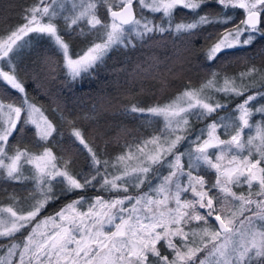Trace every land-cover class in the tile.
Listing matches in <instances>:
<instances>
[{"label": "snow or ice", "instance_id": "obj_1", "mask_svg": "<svg viewBox=\"0 0 264 264\" xmlns=\"http://www.w3.org/2000/svg\"><path fill=\"white\" fill-rule=\"evenodd\" d=\"M99 6L106 8L108 19L100 18ZM144 10L167 18V24L155 23ZM178 10L189 12L193 19L174 23ZM230 10H242L243 18L235 21ZM58 19L63 20V29ZM23 21L0 37V83L21 95L19 105L0 99V169L11 181L34 180L39 195L26 211L0 208V239L8 241L7 259L0 258V264H12L14 256L18 264H264V90L246 95L254 81L244 83L258 72L255 67L240 73V83L224 77L218 85L213 73L200 88H186L170 104L126 108L127 114L162 117L167 134L129 145L111 162L102 160L84 132L64 118L71 125L72 142L88 153L86 173L74 174L71 157L58 158L51 147L39 153L19 147L11 154L7 151L10 138H23L32 131L46 143L57 131L30 101L25 87L30 69L20 53L27 42H20L30 34L48 39L76 80L91 74L113 47H135L157 33L194 36L208 25H231L208 47L205 55L212 61L227 50L249 48L258 37L264 39V0H37L25 9ZM81 24L101 33L102 39L74 58L65 34H83ZM142 71L147 74L149 69ZM260 78L264 80V73ZM206 89L244 99L232 110L234 116L212 120L191 141V150L179 151L190 117L203 121L227 107L206 95ZM257 114L261 120L251 123ZM220 129L227 139L221 138ZM245 129L255 130L246 140ZM25 166L31 167L29 176L24 174ZM163 167L167 174L149 191L129 193L130 187L138 190L150 184V176ZM202 168L215 172L213 183L201 174ZM57 185L63 186L60 192L55 191ZM242 185L247 186V194L233 191V186ZM96 187L122 194L107 200L96 196L91 202L80 196L55 216L33 225L50 201ZM214 189L224 194L219 204ZM85 203L86 210H81ZM193 222L201 226L191 228ZM25 229L23 242H17L15 237ZM201 252L205 256L198 259Z\"/></svg>", "mask_w": 264, "mask_h": 264}, {"label": "trees", "instance_id": "obj_2", "mask_svg": "<svg viewBox=\"0 0 264 264\" xmlns=\"http://www.w3.org/2000/svg\"><path fill=\"white\" fill-rule=\"evenodd\" d=\"M36 2L37 0H0V37L8 35L17 25L23 23L25 9ZM97 11L102 20L108 19L106 8L99 6ZM241 13V10H230L235 21H238ZM144 15L157 24H167V18L162 15L150 14L147 10H144ZM192 18L189 12L178 10L173 22H187ZM57 23L63 29V20L58 19ZM230 26L208 25L194 36L165 33L161 37L157 33L150 39L137 42L135 47H113L91 74H83L76 80H72L68 75L58 49L48 39H37L35 34H30L20 42H27V46L20 50L24 63L30 69L28 75L24 77L25 87L30 101L44 111V114L56 125L57 131L46 143L40 142L32 131L23 138L17 137L15 140L10 138L8 150L19 147L36 153L45 146L51 147L58 158L62 155L65 159L71 157L72 163L69 167L74 174L86 173L90 168L88 153L81 145L72 142L69 136L71 125L66 123L64 118L71 120L84 132L86 141L102 160L111 162L126 152L127 146L150 139L154 135L163 136L167 133L162 117L125 113L124 110L133 104L149 108L172 103L186 88L198 89L211 80L213 73L221 84L224 77H235L237 83H240V73L248 71L251 67H255L258 72L245 79L244 83L254 81V86L246 95L253 91L264 90V80L260 78V74L264 73V54H261L264 53V39L258 37L254 45L249 48L227 50L215 60L207 59L205 49L208 43L225 27ZM81 27L84 28L83 34L79 32L65 34V40L70 44V54L73 57L81 54L93 42H100L102 39L101 33L89 31L85 24H81ZM153 64L156 66L150 68L149 66ZM146 68L149 69L147 74L142 71ZM219 94L222 104L227 107L203 121L195 116L190 117V128L185 133L187 138L178 145L179 151H183V144L186 141L188 142L184 152L188 151L187 149L191 150V141L208 123L218 119L221 114L234 113L232 110L235 105L244 99V97ZM0 99L6 103L14 102L19 105L21 95L0 83ZM258 115H253L252 118ZM220 134L224 136L222 130ZM159 170L163 173L166 169ZM30 173L31 167L25 166V176H29ZM201 174L205 175L209 184L215 181L214 171L202 168ZM159 180L160 178L156 177V184ZM146 185L147 183L138 190L130 187L129 193L149 189ZM62 187L57 185L55 191L60 192ZM213 191L219 204L220 199L224 198L223 194L216 189ZM121 194L109 193L96 187L84 192L61 195L59 199L50 201L36 220L55 213L66 203L80 196L86 201L93 196L111 198ZM38 195L34 180L11 181L0 169V208L13 207L15 210L26 211ZM213 223L215 224L214 221ZM196 225L200 224L193 222L190 227ZM27 231L28 229H25L22 233H18L15 240L20 242ZM7 247L8 241L0 239L1 257L7 255ZM2 258L6 259L7 256ZM15 258L12 257V264Z\"/></svg>", "mask_w": 264, "mask_h": 264}, {"label": "rangeland", "instance_id": "obj_3", "mask_svg": "<svg viewBox=\"0 0 264 264\" xmlns=\"http://www.w3.org/2000/svg\"><path fill=\"white\" fill-rule=\"evenodd\" d=\"M77 3H79V0H77ZM66 8H70V5H66ZM242 11V10H241ZM242 14V13H241ZM243 17H242V15L240 16V18L239 19H242ZM193 19V18H192ZM192 19H190V20H192ZM238 19V20H239ZM190 20H188V21H190ZM215 39H213L211 42H209L208 43V46L206 47V49H205V54H206V52H207V50H208V47L210 46V44L214 41ZM85 51V50H84ZM83 53V52H82ZM81 53V54H82ZM74 58H75V56H74ZM6 70V69H5ZM217 81V84L218 85H222L221 84V82L219 81V80H216ZM206 95H208V96H211L212 97V99L213 100H215V101H218L219 103H223L222 102V100H221V98H220V94L218 93V92H215L214 90H212V89H206ZM241 102V101H240ZM240 102H238V103H240ZM261 103H264V101H261ZM168 104H170V103H168ZM167 105V104H166ZM163 106V105H162ZM235 115V113H231V114H229V113H224V114H221V116L220 117H225V118H227V117H230V116H234ZM261 120V117L258 115L256 118H251V123H253V124H255L257 121H260ZM190 124V123H189ZM223 131L224 132V130L223 129H220V131ZM254 129H245V133H244V139L246 140L247 138H248V136L249 135H252V134H254ZM167 133H164V135H166ZM161 135V134H160ZM222 137V139H227L228 137L226 136V135H221ZM188 141H186V142H184V144H183V148H182V150L184 151L185 150V145H186V143H187ZM43 150V149H42ZM41 150V151H42ZM188 151H189V149H187ZM7 151L11 154V152L13 151V150H11V151H9L8 149H7ZM41 151H39V152H41ZM213 151H215V150H213ZM39 152H36V153H39ZM187 152V151H186ZM35 153V152H34ZM246 154V153H245ZM186 160H187V157H186ZM7 162V161H6ZM62 163V162H61ZM164 169H166L165 170V172H163V173H160V170L156 173V175H155V177H151V183L149 184V183H147V187L150 189L152 186H154V185H156V182H155V180H156V177H158V179L159 178H161L162 176H164V175H166L167 174V172H168V169H167V167H163ZM246 186V185H245ZM246 188H247V186H246ZM246 188H244V185H242V186H239V187H237V186H233V191H235L237 194H240V193H245V194H247V191H248V189L246 190ZM149 189H143V190H140L139 192H147L146 190H149ZM256 189V186L254 185L253 186V190H255ZM137 192H131V194L132 195H135ZM187 194H185V196H186ZM220 197H221V195L220 194H218ZM96 197V196H95ZM94 196L93 197H90V199H87L86 201L87 202H91L94 198H95ZM113 197H115V196H113ZM113 197H111V198H113ZM186 197H188V198H191V196H190V194L188 195V196H186ZM222 197H224V194L222 195ZM230 198V197H229ZM104 199H110V198H104ZM230 200H231V198H230ZM73 201V200H72ZM72 201H70V202H68V203H66L64 206H62L58 211H56L55 213H52V214H49V215H45V216H43V217H41L40 219H38V220H36L34 223H33V225L36 223V222H38V221H40V220H43V219H45V218H47V217H51V216H55L56 215V213H58L59 211H61V209H63L66 205H68L69 203H71ZM238 203V202H237ZM86 208H87V203H85L83 206H82V209L81 210H86ZM203 211V210H202ZM4 215H6V214H4ZM223 215V214H222ZM245 215H248V213H245ZM240 219H243V217H240ZM201 225H196V226H191V228H197V227H200ZM216 225L213 223V227H215ZM31 227H32V225H31ZM21 243L23 242V239L20 241ZM4 256H7V255H4ZM4 256H2V257H4ZM205 256V252H201V253H199V256H198V259H200V258H203ZM1 257V254H0V258H2ZM7 259V258H6ZM14 264H18V258L16 257L15 258V261H14Z\"/></svg>", "mask_w": 264, "mask_h": 264}, {"label": "water", "instance_id": "obj_4", "mask_svg": "<svg viewBox=\"0 0 264 264\" xmlns=\"http://www.w3.org/2000/svg\"><path fill=\"white\" fill-rule=\"evenodd\" d=\"M216 223V222H215Z\"/></svg>", "mask_w": 264, "mask_h": 264}]
</instances>
